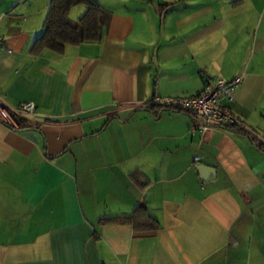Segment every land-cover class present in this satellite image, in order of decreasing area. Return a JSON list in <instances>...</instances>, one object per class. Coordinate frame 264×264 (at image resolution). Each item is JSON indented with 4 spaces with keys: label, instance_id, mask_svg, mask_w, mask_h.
I'll list each match as a JSON object with an SVG mask.
<instances>
[{
    "label": "crops",
    "instance_id": "1",
    "mask_svg": "<svg viewBox=\"0 0 264 264\" xmlns=\"http://www.w3.org/2000/svg\"><path fill=\"white\" fill-rule=\"evenodd\" d=\"M48 1L0 0V101L36 104L0 122V264H264V0H97L102 37L63 53L32 50ZM219 76L259 138L154 103Z\"/></svg>",
    "mask_w": 264,
    "mask_h": 264
},
{
    "label": "trees",
    "instance_id": "2",
    "mask_svg": "<svg viewBox=\"0 0 264 264\" xmlns=\"http://www.w3.org/2000/svg\"><path fill=\"white\" fill-rule=\"evenodd\" d=\"M76 4H84L86 9L76 21L71 22L69 11ZM168 5L167 1L159 2L156 6L158 12L163 13ZM110 14L97 0H49L42 31L33 41L32 50L50 49L63 53L67 44L77 45L84 41L99 40L109 23ZM120 219L132 223L134 228L140 230L155 228L157 225L146 212V207L140 204L131 215ZM101 220L117 218L104 217Z\"/></svg>",
    "mask_w": 264,
    "mask_h": 264
},
{
    "label": "built area",
    "instance_id": "3",
    "mask_svg": "<svg viewBox=\"0 0 264 264\" xmlns=\"http://www.w3.org/2000/svg\"><path fill=\"white\" fill-rule=\"evenodd\" d=\"M241 79V76H235L231 79L220 76L207 79L203 90L196 95L158 98L154 103L163 109L190 114L198 120L201 126H221L243 131L254 138H259L254 130L247 127L223 104L224 100L227 102L233 101V91L241 83ZM35 110L36 104L33 101H22L15 107L8 106L0 101V122L13 128L19 127L15 120H23L26 116L34 114ZM260 140L264 142V137Z\"/></svg>",
    "mask_w": 264,
    "mask_h": 264
},
{
    "label": "water",
    "instance_id": "4",
    "mask_svg": "<svg viewBox=\"0 0 264 264\" xmlns=\"http://www.w3.org/2000/svg\"><path fill=\"white\" fill-rule=\"evenodd\" d=\"M197 170L200 174L201 179L204 181L212 180L216 176L215 168H212V167H206L203 165H199L197 166Z\"/></svg>",
    "mask_w": 264,
    "mask_h": 264
}]
</instances>
